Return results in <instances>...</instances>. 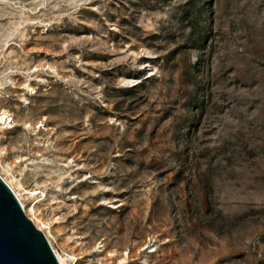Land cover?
<instances>
[{
    "label": "rangeland",
    "instance_id": "obj_1",
    "mask_svg": "<svg viewBox=\"0 0 264 264\" xmlns=\"http://www.w3.org/2000/svg\"><path fill=\"white\" fill-rule=\"evenodd\" d=\"M2 43L0 173L66 264H264V0H0Z\"/></svg>",
    "mask_w": 264,
    "mask_h": 264
},
{
    "label": "water",
    "instance_id": "obj_2",
    "mask_svg": "<svg viewBox=\"0 0 264 264\" xmlns=\"http://www.w3.org/2000/svg\"><path fill=\"white\" fill-rule=\"evenodd\" d=\"M0 264H60L45 234L1 176Z\"/></svg>",
    "mask_w": 264,
    "mask_h": 264
},
{
    "label": "bare ground",
    "instance_id": "obj_3",
    "mask_svg": "<svg viewBox=\"0 0 264 264\" xmlns=\"http://www.w3.org/2000/svg\"><path fill=\"white\" fill-rule=\"evenodd\" d=\"M1 50H3V48H5V43H2L1 44ZM0 56H1V53H0ZM33 90V89H32ZM2 116L0 117V119H4V123H10L12 118L7 115L6 111H3L2 113ZM0 176L2 177V179L7 183V185L12 189V191L14 192V194L16 195V197L18 198V200L20 201V204L22 206V208L24 209L26 215L33 221L34 225L40 229L44 234L45 236L47 237L58 261L60 264H66V261L68 260V256H62L60 255L58 252H56V250L54 249V247L52 246V243L50 241V238H49V235H48V232L47 233L45 232L44 228H47V225L46 223H44L43 221H41L35 214V207L34 206H30L29 209H26L25 206H24V203L22 201V198L20 196V193H18L16 191V189L14 188V186L12 185V180H7L3 175L2 173H0ZM18 186H21L20 184H18ZM151 251H154V249H152ZM127 258V253H124V256L120 257L117 259V262L115 264H123L125 262Z\"/></svg>",
    "mask_w": 264,
    "mask_h": 264
}]
</instances>
